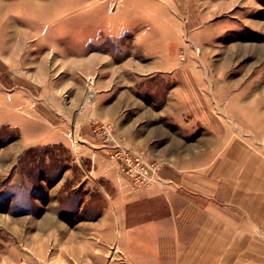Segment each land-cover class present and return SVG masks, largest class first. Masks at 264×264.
<instances>
[{
	"label": "crops",
	"instance_id": "crops-1",
	"mask_svg": "<svg viewBox=\"0 0 264 264\" xmlns=\"http://www.w3.org/2000/svg\"><path fill=\"white\" fill-rule=\"evenodd\" d=\"M29 1L24 11L16 2L0 10V125L16 127L26 145L63 143L84 176L101 178L109 188L99 185L105 205L95 219L86 220L92 227L81 231V243L65 248L68 255L81 262L94 255L103 258L107 246L102 238L128 236L134 231L125 222L128 206L134 205L160 214L161 231L169 238L171 252L192 248L194 253L200 251L198 247L208 246L205 251L216 256L208 264H218L217 253H226L229 263L234 261L233 254L249 253L252 259L242 264H264V171L260 183L250 177L262 159L251 158L231 143L218 153L215 135L213 139L208 136L213 143L202 152L201 132L194 136L192 129L187 137L183 132L185 122L178 110L184 100L175 94L179 93L177 86L155 82L176 64V37L170 35L176 24L169 14L158 13L159 8L154 11L156 0H127L126 20L106 25L96 22L95 35L87 31L89 21L79 25L70 21L68 28L81 30L74 42L81 50L89 44L99 45L104 36L115 42L124 34L121 46L126 52L119 53L118 47L102 51L88 47L68 60V38L58 43L54 24L42 20L39 6L29 7ZM141 1L149 4L150 11L143 12L147 21L137 22L133 15ZM80 7L84 17L86 10ZM136 29L140 30L134 34ZM136 48L142 53L136 54ZM86 73L96 74L90 84L91 96L85 99L81 88L68 103V75ZM148 77L151 80L144 81ZM95 120L112 121L135 149L164 162L159 168L160 180L137 187L123 179L117 163L97 148L90 132ZM76 130L82 143L74 138ZM85 161L87 165H83ZM41 221L39 231L64 227L56 214ZM78 237L70 234L69 238ZM126 250L123 252H130ZM176 264H185V260H176Z\"/></svg>",
	"mask_w": 264,
	"mask_h": 264
},
{
	"label": "rangeland",
	"instance_id": "rangeland-1",
	"mask_svg": "<svg viewBox=\"0 0 264 264\" xmlns=\"http://www.w3.org/2000/svg\"><path fill=\"white\" fill-rule=\"evenodd\" d=\"M37 1L30 0L28 6H39L41 19L54 24L53 32L56 33L53 36L56 35L58 43H64L63 38H68V60L81 55V51L88 47L89 50L101 51L102 48L118 47L119 53L126 52L121 46L124 34L115 42L104 36L99 45L89 44L81 50L74 43L81 37L78 35L81 30L68 28V22L79 25L89 21L87 31L95 35L93 26L96 22L102 21L106 25L119 19L122 21L127 0ZM156 1L154 11L161 9L158 13L169 14L176 24L170 35L176 37L173 47L177 57L176 64L167 75L161 80L157 77L155 82L168 87L177 86L179 93L175 94L182 95L184 100L183 108L178 111L185 122V136L192 133V129H195L194 136L200 131L203 152L204 147L208 148L213 143L208 136L213 139L215 135L218 153L231 143L233 147L237 145L238 149L249 153L251 158L263 161L264 0ZM15 2L21 11L27 8L26 0H0V10ZM80 5L86 10L83 11L84 17ZM139 5L134 10L133 19L147 21L142 16L144 11H150L146 6L149 4L141 1ZM139 30L136 29L134 34ZM135 53L142 51L136 48ZM88 75L95 80L94 73L68 75V103L75 91L81 88L85 99L91 96L92 85L86 82ZM147 80L151 79H144ZM66 101L63 100V105ZM74 111L73 117H76L79 108ZM101 122L110 125L113 140H102L93 133L92 127ZM90 132L98 144L97 148L104 149L111 161L109 150L119 143L138 152L149 162L157 161L159 168L164 163L160 159H149L141 150L135 149L110 120L92 121ZM73 134L77 142H83L78 130ZM203 154L201 160L205 159ZM262 161L254 165L250 175L254 176L256 183L262 181ZM83 165H87L86 161ZM121 173L123 179L134 185L124 172ZM99 185L109 189L105 180L84 176L63 143L26 145L19 139L16 127L0 125V264H176V260L182 258L185 264H208L211 256L216 258L205 251L208 246L198 247L200 251L194 253L192 248L171 252L169 238L163 237L161 231L160 214L147 211L145 206L134 205L128 206L125 220L127 229L134 231L128 236L102 238L107 246L103 258L94 255L86 262L71 258L65 248L68 244L81 243V231L92 227L86 220L95 219L105 205ZM48 214H56L64 227L50 232L37 230L42 226L41 219ZM70 234L80 237L70 239ZM126 248L130 252H123ZM216 255L218 264H242L250 257L249 253L233 254L234 261L229 263L225 262L228 260L226 253ZM227 256L231 257L230 254Z\"/></svg>",
	"mask_w": 264,
	"mask_h": 264
},
{
	"label": "built area",
	"instance_id": "built-area-1",
	"mask_svg": "<svg viewBox=\"0 0 264 264\" xmlns=\"http://www.w3.org/2000/svg\"><path fill=\"white\" fill-rule=\"evenodd\" d=\"M93 76L88 75L86 82L91 84ZM92 131L102 140H113L111 127L106 123H97L92 127ZM110 149V158L115 161L122 172H124L132 182L139 187H147L159 178V163L149 162L138 152L121 144L115 143Z\"/></svg>",
	"mask_w": 264,
	"mask_h": 264
},
{
	"label": "trees",
	"instance_id": "trees-1",
	"mask_svg": "<svg viewBox=\"0 0 264 264\" xmlns=\"http://www.w3.org/2000/svg\"><path fill=\"white\" fill-rule=\"evenodd\" d=\"M6 196H8V194H6Z\"/></svg>",
	"mask_w": 264,
	"mask_h": 264
}]
</instances>
